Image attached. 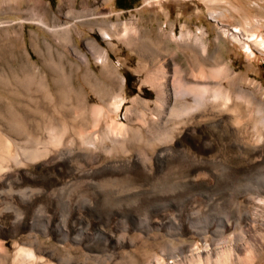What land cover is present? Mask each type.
<instances>
[{
  "label": "bare ground",
  "instance_id": "bare-ground-1",
  "mask_svg": "<svg viewBox=\"0 0 264 264\" xmlns=\"http://www.w3.org/2000/svg\"><path fill=\"white\" fill-rule=\"evenodd\" d=\"M226 15V11L221 10L215 18L221 19ZM247 21H250V16ZM39 23L48 27L42 21ZM48 29L55 30L50 26ZM256 30V37L251 41L254 45L264 48L263 19L257 23ZM111 32L128 43H141L143 49L152 47L150 39L140 36L137 30L127 25L118 28L116 24H112L111 31L102 29L105 38L112 39ZM163 34L166 35L162 32L161 35ZM206 34L207 31L204 30L201 33L188 30L178 36L172 30L169 36L180 41L185 48H194L199 53L203 64L199 74L193 71V75L195 78L210 79L211 82L205 85L210 90L220 91V99L223 102H220L217 111L220 114H228L229 127L234 129L237 125L235 121L242 115L237 104H230L231 94L223 85V80L230 75L229 68L218 64L215 55L209 53ZM91 47L98 53L99 62L106 66L109 63L106 49L95 40L91 41ZM249 48L254 52L251 46ZM88 60L87 56L82 57V62L87 63ZM154 60L157 61L156 58ZM158 74L155 76V73H149L146 82L153 81L154 76L156 78ZM117 77L123 86L125 77L119 74ZM47 79L31 74L23 77L15 75L12 78L0 76L2 82L10 85L14 83L18 88L29 89L33 84L45 86V97L53 100L51 83ZM157 81L160 82L158 79ZM164 81L157 87L158 94L153 107L148 99L141 96L132 98L135 106L127 108L126 120L118 118L126 99L122 90L111 95L112 102L107 108L102 105L88 107L84 98L73 93L71 96L76 97L72 105L80 123L76 128L73 126L69 129V123V126L66 123L56 125L53 119L49 118V125L44 126L47 136L45 140L35 137L41 130L40 122L35 113L25 109L22 102L15 104L7 100L6 108L0 107V264H8L11 257L6 238L16 237L22 231L27 235L24 239L17 238L19 241L13 255V264H116L119 259L126 258L122 251L128 247L133 248L135 252L146 253L154 247V240L158 238L161 239V255H152L145 264H166L167 257L172 258L168 264H237L235 259L243 263L241 253L245 249L255 258L261 245H264V138L258 134V137L239 139L237 148L241 157L250 161L247 166L231 171L224 169L220 173L217 172L218 174L215 172L217 175L213 186L197 189L185 198H165L177 194V185L165 189L168 172L172 170L178 173L177 168L180 167L175 163L177 160L170 162L165 156L172 154L175 149L177 153V148L166 146L160 149L157 154V170L145 166L153 158L155 144L165 140L161 132L175 133L185 118L207 101L206 96L196 94L194 102L191 103L187 98V90L166 87ZM182 81L187 84L185 79ZM68 82L69 80L61 75L54 83L59 85L61 91L65 90ZM70 91L71 88L66 89L67 94ZM260 91L262 92V89L257 86L249 92L247 100L263 105L264 95H260ZM29 100L39 101L35 97H30ZM87 114L92 116L91 130L84 124ZM45 119L47 118H44V121ZM134 120L140 121V126H133V122H136ZM102 122L103 128H99ZM138 142L144 144H138L140 146L137 148ZM136 148L135 166L138 162L142 166L141 171L132 170L131 166L118 164L117 161L106 163L108 160L104 161L105 165L100 170L103 156L100 150L105 156L103 158L109 159L118 152L124 155L132 153ZM37 160H46V169L43 172L37 174L27 171L29 168L21 169L26 167L29 161ZM195 166L198 168L199 165ZM190 169L188 175L193 176ZM107 182L121 184L122 187L107 189L108 191L104 192L100 186ZM196 194H200L202 199L197 200ZM151 196H157V199L144 204L143 200ZM132 206L140 208L139 211L136 210L137 213L130 215L134 219L132 228L137 231L134 237L129 235L131 227L124 225L128 216L125 209ZM93 207L98 208L100 213L90 212ZM8 218L11 219L10 223H6ZM83 219H91L92 222L97 221L96 223L99 221L102 226L114 223L115 232L107 233L104 226L91 231L87 224L82 225ZM259 230L262 231V236H259ZM120 231L121 233H118ZM48 234H53L58 241L83 244L84 251L78 256L60 252L57 244H44L42 236ZM195 235L202 239V243L185 240L186 236ZM99 237H105V241L100 243ZM130 260L132 264H141L137 257H130Z\"/></svg>",
  "mask_w": 264,
  "mask_h": 264
},
{
  "label": "rangeland",
  "instance_id": "rangeland-1",
  "mask_svg": "<svg viewBox=\"0 0 264 264\" xmlns=\"http://www.w3.org/2000/svg\"><path fill=\"white\" fill-rule=\"evenodd\" d=\"M212 1L137 0L132 8L124 9L117 6L116 0H0V76L9 78L15 75L23 77L26 74L43 76L48 78L47 80L51 83V91L54 96L53 100L45 97V86H41V88L33 84L29 89L18 88L14 83V85H10L0 80V107L6 108L7 100L15 104L22 102L25 109L37 115L40 122L41 130L35 134V137L45 140L47 136L44 126L49 125V118H52L56 125L66 123L69 126L70 124L69 129L73 126L76 128L80 123L72 105L75 102L73 99L76 97V95L71 96L73 93L84 98L88 107L102 105L107 108L112 102V96L122 90L126 99L118 118L126 120L127 108L135 106L132 98L141 96L148 99L153 107L158 94L157 87L160 82L165 80L166 87L187 90L189 92L187 98L191 103L194 102L196 94L206 96L207 102L200 106L201 109L199 108L188 115L185 118L186 122L181 123L175 133L161 132L162 137L165 138L164 144H155L153 158L148 163L151 167L148 164L145 167L157 170L159 167L157 154L160 149L162 150L166 146L177 148V153H175V149L165 158L170 162L177 160L175 163L181 168H177L178 173L172 170V173L168 172L165 189L178 186V195H166L165 198L175 196L185 198L197 189L213 186L216 175L224 169L231 171L250 164L248 159L241 157L237 148L240 138H254L258 137V134L264 138V104L250 103L247 100L250 96L249 92L256 89L257 86L262 89L259 94L264 95V48L254 45L251 41L256 37L257 23L261 19L264 20V0H217V2L214 0V3ZM221 10L226 11V17L215 18ZM249 16L250 21H247ZM41 21L55 30H49L48 27L39 23ZM112 24H116L118 28L127 25L131 29L137 30L140 36L152 41V47L143 49L140 46L141 43L138 45L128 43L112 32V39L105 38L102 29L111 31ZM172 30L178 36L188 30L193 33L207 31L205 40L209 44V53L215 55L218 64L226 65L229 68L230 75L223 80V85L231 94L230 104L232 106L237 104L242 115L239 120L235 121L237 125L234 126V129L229 127L228 114H220L217 111L218 105L223 102L220 99V91L215 92L216 89L210 90L205 85L211 82L210 79L195 78L193 75V71L199 74L203 64L201 56L194 48H185L180 41L172 39L169 36ZM162 32L166 35H161ZM92 40L97 41L108 52L109 63L106 66L99 62L98 53L91 47ZM249 46L254 49V52ZM83 56H87L89 59L87 63L82 62ZM153 58H156L157 61ZM152 71L155 76L159 73L158 76L155 78L153 75V81L146 82L147 75L154 74ZM118 74L125 77L123 86L118 81ZM61 75L66 77L69 82L64 88L65 90L60 91L59 85L54 82ZM157 79L160 82H156ZM182 79H185L187 84H183ZM68 88L69 90L71 88V91L67 94L66 89ZM66 96L67 98H65ZM30 97L38 98L39 101L29 100ZM41 103L43 104L41 105ZM44 118L47 119L44 121ZM134 121L136 122H133V126H140V121ZM84 124L89 127L88 130L92 129L90 114L84 117ZM103 125L102 122L99 128H103ZM205 142L209 144L206 145ZM142 143L138 142L136 147L140 146L138 144H144ZM137 148L134 152L129 153L130 155L118 152L117 155L114 153L115 155L109 159H104V154L100 150L103 155L99 166L100 170L105 165L104 161L108 160L106 163L117 161L118 164L125 163L128 167L131 166L132 170L141 171L142 166L138 162L135 166ZM235 149L237 150L235 151ZM178 157L181 159L178 160ZM186 159L190 160L186 161ZM44 162L46 160L29 161V164L21 169L29 168L27 171L30 170L38 174L46 169ZM195 165H199L198 168ZM188 169L190 172L193 171V176L188 175ZM215 172L218 173L215 174ZM179 173L182 174V177ZM184 185L187 188H184ZM120 186L121 184L107 182V184L102 183L100 188L105 192L108 191L107 189H116ZM156 197L146 198L143 203H152L157 199ZM195 198L200 200L202 196L196 194ZM130 208L125 209L128 216L125 218L124 225L131 227H129V235L134 237L137 235V231L132 228L134 219L131 216L133 213H137L140 208L139 206ZM90 212L100 213L96 207L91 208ZM10 221L11 219L8 218L6 223H10ZM96 222H92L91 219H83L82 225H88L87 227L91 231L96 227L104 226L107 233L115 232L114 223L102 226L101 222ZM258 232L259 236H262V231ZM26 235L27 233L22 231L16 237L6 238L11 254L8 264H13L17 241L24 239ZM42 239L46 245L57 244L59 251L63 253L78 256L84 251L83 244L58 241L53 234L44 235ZM99 239H101L100 243L105 241V237H99ZM156 240H154V247L146 253L143 251L138 253L128 247L122 251L126 260L119 259L120 262L118 261L116 264H132L130 257H137L141 264H145L152 255H161L159 244L161 239ZM185 240L202 243V239L197 235L186 236ZM241 255L243 263L235 259L237 264H264V245H261L255 258L246 249L242 250ZM171 260L172 258L167 257L165 263L168 264Z\"/></svg>",
  "mask_w": 264,
  "mask_h": 264
},
{
  "label": "trees",
  "instance_id": "trees-1",
  "mask_svg": "<svg viewBox=\"0 0 264 264\" xmlns=\"http://www.w3.org/2000/svg\"><path fill=\"white\" fill-rule=\"evenodd\" d=\"M137 0H116V4L120 8L129 9L132 8Z\"/></svg>",
  "mask_w": 264,
  "mask_h": 264
}]
</instances>
